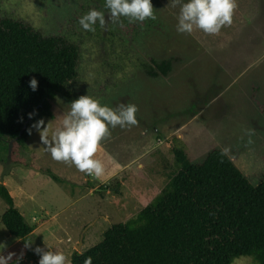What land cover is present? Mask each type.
Here are the masks:
<instances>
[{"label":"rangeland","instance_id":"rangeland-1","mask_svg":"<svg viewBox=\"0 0 264 264\" xmlns=\"http://www.w3.org/2000/svg\"><path fill=\"white\" fill-rule=\"evenodd\" d=\"M105 3L0 0V19L22 21L80 46L71 97L51 100L55 117L43 118L45 126L51 121L50 134L81 95L112 108L138 106V125L110 128V137L102 141L97 155L106 170L100 178L55 161L35 129L13 159L26 166L12 165L4 174L9 143L0 141V183L34 228L26 240L11 235L2 223L8 205L0 198V253L19 256L23 250L20 264L39 260L33 249L47 250L45 243L70 259L75 251L99 243L113 224L135 216L178 170L174 147L185 148L193 162H201L213 148H229L228 155L253 185L264 179V115L258 108L264 104V0H237L231 26L217 35L199 29L178 32L179 6L172 7L170 0H152L155 20L121 17L123 26L109 21L101 29L97 22L95 32L84 30L79 19L90 10L103 11L107 18ZM169 57L181 60L167 76L153 78L141 69L142 61ZM176 127V135L168 133ZM248 129L254 130L251 137ZM25 241L32 242L31 248ZM232 264L257 263L242 256Z\"/></svg>","mask_w":264,"mask_h":264},{"label":"trees","instance_id":"trees-1","mask_svg":"<svg viewBox=\"0 0 264 264\" xmlns=\"http://www.w3.org/2000/svg\"><path fill=\"white\" fill-rule=\"evenodd\" d=\"M80 59V46L65 36L43 35L22 21L0 19V141L14 140L13 159L17 147L26 146L28 127L55 117L51 100L71 97ZM180 60L151 58L140 64L156 78L169 75ZM33 77L36 91L29 86ZM258 108L264 115V104ZM34 110L37 115L29 118ZM221 151L213 148L201 162H193L185 148L174 147L178 170L164 189L135 216L113 224L99 243L75 251L71 264H83L89 256L93 264H232L242 256L264 264V179L253 185ZM0 198L8 205L2 214L8 232L28 239L34 228L4 183Z\"/></svg>","mask_w":264,"mask_h":264},{"label":"clouds","instance_id":"clouds-1","mask_svg":"<svg viewBox=\"0 0 264 264\" xmlns=\"http://www.w3.org/2000/svg\"><path fill=\"white\" fill-rule=\"evenodd\" d=\"M169 4L179 6L178 32L191 34L199 29L206 34L217 35L223 27L231 26L237 0H170ZM104 7L108 10L107 18L103 11L92 9L79 19L84 30L95 32L97 22L101 29H105L109 21L123 26L121 17L129 22L156 19L152 0H106ZM29 86L33 91L37 90L35 77L29 81ZM137 112L138 106L135 104L121 103L112 108L102 105L88 94L81 95L71 102L70 110L62 114L59 126L51 134V121L45 126L43 118L30 125L27 133L32 135L35 129L39 133L40 143L55 161L74 165L80 172L100 178L106 170L103 160L97 155L102 141L110 137V128L138 125ZM35 115L36 110L28 114L29 118ZM19 122H23V117ZM246 134L251 137L254 130L248 129ZM229 152V148H224L221 154L228 155ZM31 245V241H25V248H31ZM45 245L47 250L40 246L33 249L40 256L39 264H71L64 252L53 251ZM14 256L16 260L13 262ZM23 256V250L19 256L15 252H8L7 255L0 253V264H20ZM83 264H93V258L87 257Z\"/></svg>","mask_w":264,"mask_h":264},{"label":"water","instance_id":"water-1","mask_svg":"<svg viewBox=\"0 0 264 264\" xmlns=\"http://www.w3.org/2000/svg\"><path fill=\"white\" fill-rule=\"evenodd\" d=\"M13 145H14V140L9 141L7 160L4 163V167H5L4 174L7 173L10 170L12 165H18L19 164V165H22V166H26V165H24L23 163H21L19 161L13 160V157H12ZM27 167L33 168L32 166H27ZM3 181H4V179H3V176H2V182ZM81 240H82V238H81Z\"/></svg>","mask_w":264,"mask_h":264},{"label":"crops","instance_id":"crops-1","mask_svg":"<svg viewBox=\"0 0 264 264\" xmlns=\"http://www.w3.org/2000/svg\"><path fill=\"white\" fill-rule=\"evenodd\" d=\"M173 129H175V128H173ZM178 129H179V127H176V129L173 131L172 129L170 130V132H168L169 134H174V135H176V133H177V131H178ZM168 133H167V138H168ZM12 193V192H11ZM13 194V193H12Z\"/></svg>","mask_w":264,"mask_h":264}]
</instances>
